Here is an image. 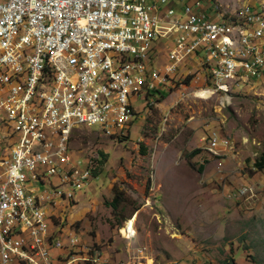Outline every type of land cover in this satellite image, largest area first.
Here are the masks:
<instances>
[{"label":"built area","instance_id":"built-area-1","mask_svg":"<svg viewBox=\"0 0 264 264\" xmlns=\"http://www.w3.org/2000/svg\"><path fill=\"white\" fill-rule=\"evenodd\" d=\"M204 2L214 4L193 0L177 11L172 0H0V264H100L98 248L52 214L96 178L86 174V164L96 168L102 160L99 153L74 155L70 140L77 129H114L115 135L142 100L145 106L183 68L202 70L215 90L218 72L228 68H237L225 79L233 86L243 76H264V11L247 5L233 12L234 21L218 20ZM243 25H250L244 44L236 37L227 42L230 27ZM161 45L166 60L157 68ZM53 49L60 56L49 63ZM136 49H145V57ZM236 50H243L244 66H229ZM42 88H50L49 98L34 101ZM117 101H124V111H117ZM228 147V139L211 134L209 152L224 148L225 155ZM63 180L71 187L62 188Z\"/></svg>","mask_w":264,"mask_h":264},{"label":"rangeland","instance_id":"rangeland-1","mask_svg":"<svg viewBox=\"0 0 264 264\" xmlns=\"http://www.w3.org/2000/svg\"><path fill=\"white\" fill-rule=\"evenodd\" d=\"M212 1L204 9L227 21L247 5L264 11V0ZM187 70L159 84L163 96L142 100L115 135L82 128L70 140L77 157L106 156L86 164L96 178L52 214L98 248L100 264H264V167H252L264 151V76L220 92L202 70ZM212 133L230 141L227 154L209 152Z\"/></svg>","mask_w":264,"mask_h":264},{"label":"bare ground","instance_id":"bare-ground-1","mask_svg":"<svg viewBox=\"0 0 264 264\" xmlns=\"http://www.w3.org/2000/svg\"><path fill=\"white\" fill-rule=\"evenodd\" d=\"M217 18L218 20H222L218 12ZM228 21H234V19ZM243 33H250V25L240 26V30H238V27H230V31L227 32V42H234L236 37V44H244ZM225 51H232V43H225ZM56 56H60V49H53V56H49V63H56ZM136 56L145 57V49H136ZM240 57H243V50H236V56H230L229 58V66H244V59ZM235 75H237V68H228L224 72H218V88L220 89L221 86L227 84L225 79H232ZM16 83H23V74H16ZM102 86H109V79H102ZM49 96L50 88H42L34 94V101L46 100ZM72 98H79V90H72ZM117 111H124V101H117ZM97 130L109 135H114V129ZM41 155L42 157H50V150L48 148H41ZM90 167V165L86 167V174H91ZM63 172H70V165H63ZM69 187H71V180H63L62 188ZM130 225H132L133 228L132 221L128 224L126 221V226Z\"/></svg>","mask_w":264,"mask_h":264},{"label":"trees","instance_id":"trees-1","mask_svg":"<svg viewBox=\"0 0 264 264\" xmlns=\"http://www.w3.org/2000/svg\"><path fill=\"white\" fill-rule=\"evenodd\" d=\"M154 92H156L155 94L159 93L163 96V92H161L159 89H156ZM197 151L198 150H195L192 153L195 154ZM99 155L102 157V160H100V162H103V159L106 155L102 151L99 152ZM252 162H253L252 163L253 169H255V170L256 169L257 170L263 169V167H264V151L260 152L258 157L255 158ZM202 167L203 166H200V170ZM122 201H123L122 195H120V194L115 195L113 198V202H112L114 208L115 209L119 208L120 207L119 205L121 204Z\"/></svg>","mask_w":264,"mask_h":264},{"label":"crops","instance_id":"crops-1","mask_svg":"<svg viewBox=\"0 0 264 264\" xmlns=\"http://www.w3.org/2000/svg\"><path fill=\"white\" fill-rule=\"evenodd\" d=\"M175 4L176 7H180L181 5L185 4V3H190L193 0H172Z\"/></svg>","mask_w":264,"mask_h":264},{"label":"clouds","instance_id":"clouds-1","mask_svg":"<svg viewBox=\"0 0 264 264\" xmlns=\"http://www.w3.org/2000/svg\"><path fill=\"white\" fill-rule=\"evenodd\" d=\"M249 188H252V185H241L239 187H236V190H242V189L247 190ZM232 192L235 193V190L233 189Z\"/></svg>","mask_w":264,"mask_h":264}]
</instances>
